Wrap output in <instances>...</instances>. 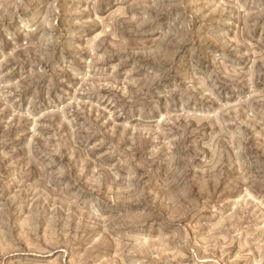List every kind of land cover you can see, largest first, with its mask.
Returning <instances> with one entry per match:
<instances>
[{
  "label": "rangeland",
  "instance_id": "374dc122",
  "mask_svg": "<svg viewBox=\"0 0 264 264\" xmlns=\"http://www.w3.org/2000/svg\"><path fill=\"white\" fill-rule=\"evenodd\" d=\"M0 264H264V0H0Z\"/></svg>",
  "mask_w": 264,
  "mask_h": 264
}]
</instances>
